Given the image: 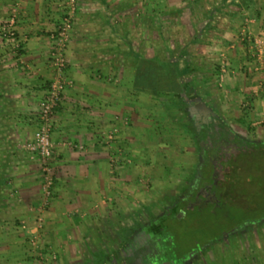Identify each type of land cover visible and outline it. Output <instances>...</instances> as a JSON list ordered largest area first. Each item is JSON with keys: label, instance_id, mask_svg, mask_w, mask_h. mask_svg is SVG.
<instances>
[{"label": "rangeland", "instance_id": "1", "mask_svg": "<svg viewBox=\"0 0 264 264\" xmlns=\"http://www.w3.org/2000/svg\"><path fill=\"white\" fill-rule=\"evenodd\" d=\"M202 1L204 5L201 7L207 5L205 0ZM59 2L60 15L53 21L46 36L50 48L47 64L54 79L48 83L37 110L32 138L24 146L28 151L27 145L34 142V133L40 125L38 116L41 105L49 99L55 87L58 99L52 111L48 135L51 144L49 172L46 178L41 161L35 152H31V156L37 161L39 173V204L33 212L32 225L21 228L23 233L20 234L23 237L20 238V257H6L0 253V264H159L162 254L163 257L178 261H171L172 264H256L254 258L264 246V115H259V110L255 107L245 106L244 90L238 91L241 94L238 96L244 97L233 100L234 106L223 107L221 96L230 101L226 99L228 90L223 85V75L228 63V57L223 51L215 53L216 57L211 52L214 61L210 64L213 71L217 72H213L217 74V80L211 83L212 86H208L206 82L203 85L204 79L200 77L193 80L194 69L191 66L196 64L192 60L196 52L191 40L195 36L186 32L189 25H194L193 19L182 21L175 15L163 19L159 13L152 18L154 50L149 52L153 55L151 60L159 66L173 64L178 74H172L170 80L173 88L178 83L179 90L174 89L170 93L171 90L161 84L160 90L152 86L148 91L150 86L147 87V81L142 82L139 72L141 69L138 68L140 81L137 88L141 87L147 93L136 92L137 98L132 99L134 108L130 115H116L109 130L93 133L96 135L93 145H100L104 154V161L99 162L103 166L105 209H94L89 214L76 207L72 209L68 206L64 210L65 205L71 202L67 203L65 200L71 199L70 191L78 188V182L66 173L62 178V186L56 189L58 180L55 178L57 172L54 161L58 153L51 133L52 121L62 102L63 92L71 85L66 75L69 65L66 51L70 42L76 41H72V34L81 12V1ZM106 9L112 12L108 6ZM137 10L140 12L142 8ZM222 14L225 12L222 11ZM12 15L16 16V13L10 10L8 18L1 22L8 23ZM16 19L17 16L12 27L17 37L15 43L22 46L23 39L27 41L28 38L20 37L17 33ZM137 21V29L143 31V26ZM166 21L168 25L169 21L172 22L169 34L163 31L166 30ZM211 21L215 22L212 25L220 23L223 26L225 20ZM120 23L122 26L127 25L124 20ZM209 23L211 22L206 20L205 27ZM64 27L66 30L63 36H59V29ZM240 33L236 40L248 45L246 63L250 72L260 71L264 64V46L260 47L263 52L260 53L254 41L264 40V34H253L245 29ZM224 36L216 28L213 39L225 43ZM205 37L200 36L199 42H203ZM129 41L127 35H121V42L126 46L121 45L123 55L131 53L126 50L129 48ZM139 41L144 43L143 34L137 36V43ZM0 42L6 43L1 39ZM7 45L11 49L10 58L20 59L21 48L15 49L10 43ZM139 54L144 56L143 52ZM202 58L205 56L202 55ZM57 59L62 60L63 66L60 69L55 66ZM160 69L163 71L162 67ZM204 70L207 73L199 76H208L209 72L206 68ZM198 81L203 84H198ZM205 88H216V98H211L208 102L203 90ZM208 113L219 128L222 126L224 132L232 136L230 142L234 144L224 148L225 159L215 163V172L204 175L199 169L200 150L212 152L207 141L209 137L205 138L202 127L209 117ZM216 137L219 138V135ZM68 143L70 140H61L59 144L68 152L75 148L79 154L83 152L96 155V145L85 151L87 147L84 143ZM257 144H261L257 152L249 154V147ZM208 158L206 160L210 161L211 156ZM210 176L215 178L211 185L205 183ZM46 181L50 182L48 189L43 188ZM58 191L64 194L61 201L67 203L63 207L61 203H53ZM175 213L178 214L177 217L169 218V215ZM22 224L20 223V227ZM156 226L162 228L155 230ZM234 227L236 228L233 229ZM162 231L167 233L166 236Z\"/></svg>", "mask_w": 264, "mask_h": 264}, {"label": "crops", "instance_id": "2", "mask_svg": "<svg viewBox=\"0 0 264 264\" xmlns=\"http://www.w3.org/2000/svg\"><path fill=\"white\" fill-rule=\"evenodd\" d=\"M59 1L0 0V22L8 18L10 10L14 11L17 16V33L20 37L28 38L27 41L23 39L20 59H11L10 46L0 42V253L6 257H20V238L23 237V234H20L23 233L21 228L32 225L33 212L40 200L37 161L24 146L32 138L37 110L48 83L54 79V74L47 64L50 48L46 36L54 24L53 21L60 15ZM80 1L81 12L72 34V41L75 39L76 41L70 42L66 51L69 62L66 75L71 85L63 92L62 102L52 121L51 133L58 153L54 161L57 172L55 178L58 180L56 189L62 186V178L66 173L68 176L72 175V179L78 182V188L71 189L69 194L71 199L65 200L73 204L61 201L64 196L60 193L62 190L56 192L58 196L54 198V204L61 203L62 207L63 204H67L64 210H67L68 206L72 209L76 207L87 214L94 209L97 211L105 209V182L103 166H100V162L104 161V154L102 148H99L100 145H93L96 140L93 133L99 134L109 130L116 115L122 113L130 115L134 108L132 99L137 98L136 92L147 93L141 87L137 88L140 81L138 67L140 61H144V67L147 66V62L152 64L153 55L149 54L154 50L152 18L158 13L163 19H167L169 15H175L182 21L193 19L194 25H189L191 31L186 32L195 36L191 40L196 52L192 58L196 64L191 66L194 69V81L200 77L204 79V84L201 81H198V84L212 86L211 83L217 80L215 79L217 74L213 72H217L213 71L214 68L210 64L214 61L211 52L215 55L223 51L228 57L223 85L228 90L226 99H230L228 101L225 100V96H221L223 107L234 106L233 100L245 95L247 103L245 106L255 107L259 110V115H264V64L260 71L250 72L246 63L248 45L240 44L236 40L237 35L244 29L253 34H264V0H205L207 5L204 7H201L204 5L202 0ZM107 6L112 12L105 10ZM138 8L142 10L138 12ZM222 11L225 14H222ZM213 19H224L226 22L224 21L223 26L220 23L212 25L215 23L211 21ZM121 20L127 25L122 26ZM137 20L143 26V31L137 29L136 24L139 23ZM206 20L211 22L207 27L204 24ZM169 25L171 26L172 22L169 21ZM169 25L167 21L164 24L166 30L163 31L166 34L171 32ZM216 28L225 35V43L213 39ZM122 34L130 39L129 48L126 50L131 53L125 55L121 51ZM140 34L144 36V43L140 41L137 43V36ZM202 35H205L206 39L199 42ZM141 52L144 56L139 54ZM202 55L205 58H202ZM204 68L209 72L208 76H199L207 73L204 72L206 71ZM146 80L148 87L151 78ZM203 90L208 102L211 98H216V88ZM240 90H244L242 97H239ZM209 114L208 118L206 116L207 121L212 119ZM207 121L203 122L205 124L202 126L203 129L209 124ZM123 133L125 134V130ZM61 140H70L73 144L84 143L83 145L87 147L85 151L94 146L96 155L83 152L79 154L75 148L68 152L59 144ZM128 145L132 146L131 142H128ZM20 223H23L21 227ZM262 248L263 250L258 251L254 258L256 264H264V246Z\"/></svg>", "mask_w": 264, "mask_h": 264}, {"label": "built area", "instance_id": "3", "mask_svg": "<svg viewBox=\"0 0 264 264\" xmlns=\"http://www.w3.org/2000/svg\"><path fill=\"white\" fill-rule=\"evenodd\" d=\"M15 15H12L9 19L8 23H2L0 24V39L3 40V42L10 43L11 46H13L15 49L21 48L18 43H15L16 35L13 30V25L15 23ZM60 32L58 33L59 36H63L66 28H60ZM255 45L258 46L259 52H261L260 47L264 46V40H255ZM55 66L60 69L63 64L61 59H57L55 62ZM52 90L51 96L49 99H47L40 108L39 112V122L40 125L36 132L34 133V142L29 143L27 145V148L29 149L30 153L35 152L37 155L39 161L42 163V171L45 172L46 178L48 176L49 172V165L48 160L51 157V144L49 141V129H50V122H51V115L53 108L55 106V101L58 99V94L55 92V87ZM33 157V156H32ZM50 185L49 181L45 182V185L43 186L44 189H48Z\"/></svg>", "mask_w": 264, "mask_h": 264}, {"label": "trees", "instance_id": "4", "mask_svg": "<svg viewBox=\"0 0 264 264\" xmlns=\"http://www.w3.org/2000/svg\"><path fill=\"white\" fill-rule=\"evenodd\" d=\"M172 65H168L167 67H165V66H159L155 62L152 61V64L151 65L149 64V62H147V66L144 67V61H140L138 68L141 69V70H139V72H140V76L142 77V82L147 81L146 79L150 77L151 78V83H152V84L149 85L150 88H153L154 87L156 90H160L161 89L160 88V85L161 84H165L166 87L169 90H171L170 93L174 92V89L175 90H179V86H178V83L177 82H176V85L177 86L174 87V88H173V84H171V80L170 79H172V74H174V75H177L178 74L177 71H176V68H174ZM161 67H162V70L163 71H161V69H160ZM218 134H219V138H221L223 140L226 139L227 141L229 140V137H230L229 135L230 134H228L227 132H224V130H219L218 131ZM195 135H196V132H195ZM207 136L210 137L209 135H207ZM260 145L261 144H257V145L250 146L249 147V150L251 152L249 154L254 153V152H257V150H258V148H259ZM263 147H264V144H263ZM199 149H201V148L199 147ZM242 155H244V153ZM240 156H241V154H240ZM200 157H203L202 158V161L205 160L204 162L207 165V166L204 167V169L201 170L202 174L204 173V175H210V173L212 172V169H211L212 166H211V163L208 160H206V159H209L208 157H210V154H208V152L206 153V152H204V150H202V153H201V156ZM223 160H224V158L222 157V158H220L219 161H223ZM212 173H214V172H212ZM214 179L215 178H213L212 176H210V177L207 178V181L205 183L211 185V183H213V181L215 182ZM253 182H255V181L253 180ZM256 182L258 184V181H256ZM222 185L223 184H221V186ZM263 188H264V186H263ZM214 189L215 188H212V190H214ZM177 215H178L177 213H175L173 215H169V218L172 217V216L177 217ZM256 222H258V221H256ZM154 228H155V230H159V229L162 228V226H156ZM235 228L236 227H234L233 229H235ZM162 233H163L164 236H166L165 234H167L165 231H162ZM160 234H161V232H160Z\"/></svg>", "mask_w": 264, "mask_h": 264}, {"label": "flooded vegetation", "instance_id": "5", "mask_svg": "<svg viewBox=\"0 0 264 264\" xmlns=\"http://www.w3.org/2000/svg\"><path fill=\"white\" fill-rule=\"evenodd\" d=\"M207 121V120H206ZM209 124H207V126L205 127V129L203 130L204 132V134L203 135H205V138H206V136L207 135H209L210 137L208 138V145L209 146H211V149H212V152H209L208 154H211L210 156H211V159H210V163H211V166H212V172H215V163L216 162H218L219 160H220V158H224L225 159V151H223V150H225L224 148L225 147H227V146H230V145H232V144H234V143H232V142H230V141H232V136L231 135H229L230 137H229V140L227 141L226 139V141L225 140H223V139H221V138H217L216 137V135L218 134V131L219 130H223V128H219L218 127V125H216L217 123L216 122H214V120H210V121H207ZM197 128H196V132H197ZM217 130V131H216ZM225 130V129H224ZM219 135V134H218ZM200 137H201V135H200ZM213 142V143H212ZM226 142V143H225ZM237 142V141H236ZM212 143V144H211ZM225 143V144H224ZM210 148V147H209ZM201 153H202V150L200 151V156H201ZM202 158L203 157H200V160H201V162H200V164H199V169L200 170H202V169H204V167L205 166H207L206 164H205V160H203L202 161ZM163 248V247H162ZM164 249V248H163ZM174 261V262H178V261H176L175 259H170V258H168V257H163V254L161 255V258H160V262H159V264H172V262Z\"/></svg>", "mask_w": 264, "mask_h": 264}]
</instances>
